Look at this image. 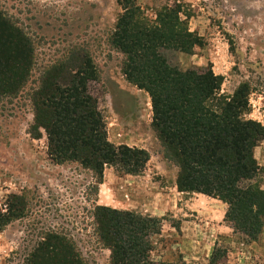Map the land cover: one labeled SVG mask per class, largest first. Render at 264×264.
Returning a JSON list of instances; mask_svg holds the SVG:
<instances>
[{"label":"rangeland","instance_id":"1","mask_svg":"<svg viewBox=\"0 0 264 264\" xmlns=\"http://www.w3.org/2000/svg\"><path fill=\"white\" fill-rule=\"evenodd\" d=\"M144 17L157 21L158 11L184 21L198 43L190 52L163 51L186 70L211 67L223 82L220 94L248 93V119L264 128V0H134ZM117 0H0V11L33 40L34 68L24 92L0 97V205L7 196L25 195L30 216L0 232V264H26L40 234H61L75 245L87 264H109V251L92 235L94 205L162 221L153 238L152 258L165 264H264V225L255 242L234 234L227 206L196 193H179L176 169L165 160L151 129V99L126 78L124 55L111 43L124 13ZM88 51L101 87L98 98L106 141L115 147L144 150L149 155L139 174L104 166L102 184L93 190L91 171L49 157L44 131L32 130L28 95L40 75L63 62L58 79L66 85L77 59ZM72 57V58H70ZM73 67V68H71ZM73 69V70H72ZM71 71V72H70ZM264 167V139L253 150ZM264 190V177H261ZM179 193V194H178ZM215 243L226 250L217 262Z\"/></svg>","mask_w":264,"mask_h":264},{"label":"trees","instance_id":"2","mask_svg":"<svg viewBox=\"0 0 264 264\" xmlns=\"http://www.w3.org/2000/svg\"><path fill=\"white\" fill-rule=\"evenodd\" d=\"M123 8L112 45L125 59L122 71L152 105L151 129L165 160L176 169L179 193H196L227 206L226 219L234 234L255 242L264 225V190L253 150L264 139L263 126L245 116L248 93L241 88L231 97L220 94L221 76L211 67L180 69L163 51L190 52L198 40L185 22L158 11L150 22L134 0H117ZM72 58V57H70ZM33 40L0 11V97L24 92L34 68ZM79 62L66 85L58 79L66 63L50 67L29 88L32 130L41 128L47 152L59 164L74 163L92 172L93 190L102 184L104 166L139 174L149 160L144 150L112 146L98 110L102 90L91 54ZM71 72V71H70ZM25 191L0 205V232L12 222L30 216ZM96 244L109 251V264H165L152 258L153 238L160 235V219L94 205L90 212ZM215 243L211 261L226 258ZM26 264H87L73 242L61 234H40L25 258Z\"/></svg>","mask_w":264,"mask_h":264},{"label":"crops","instance_id":"3","mask_svg":"<svg viewBox=\"0 0 264 264\" xmlns=\"http://www.w3.org/2000/svg\"><path fill=\"white\" fill-rule=\"evenodd\" d=\"M179 194V193H178Z\"/></svg>","mask_w":264,"mask_h":264}]
</instances>
